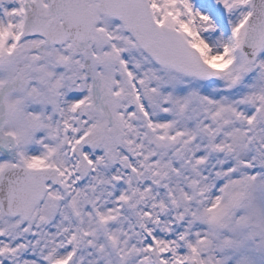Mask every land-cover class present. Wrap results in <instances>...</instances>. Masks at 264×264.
<instances>
[{
  "label": "snow or ice",
  "instance_id": "1",
  "mask_svg": "<svg viewBox=\"0 0 264 264\" xmlns=\"http://www.w3.org/2000/svg\"><path fill=\"white\" fill-rule=\"evenodd\" d=\"M0 264H264V0H0Z\"/></svg>",
  "mask_w": 264,
  "mask_h": 264
}]
</instances>
